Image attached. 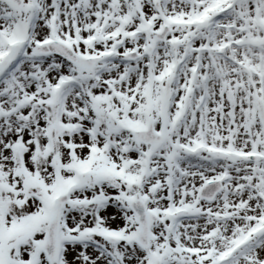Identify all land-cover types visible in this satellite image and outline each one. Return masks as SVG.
<instances>
[{"label": "snow or ice", "instance_id": "snow-or-ice-1", "mask_svg": "<svg viewBox=\"0 0 264 264\" xmlns=\"http://www.w3.org/2000/svg\"><path fill=\"white\" fill-rule=\"evenodd\" d=\"M0 264H264V0H0Z\"/></svg>", "mask_w": 264, "mask_h": 264}]
</instances>
